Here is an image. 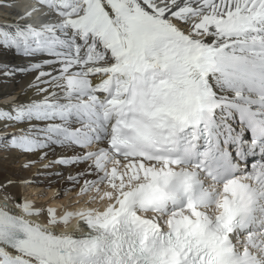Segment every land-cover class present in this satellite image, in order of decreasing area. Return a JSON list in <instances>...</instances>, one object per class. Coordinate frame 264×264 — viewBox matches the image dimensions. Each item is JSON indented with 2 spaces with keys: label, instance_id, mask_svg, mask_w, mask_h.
I'll return each mask as SVG.
<instances>
[{
  "label": "snow or ice",
  "instance_id": "1",
  "mask_svg": "<svg viewBox=\"0 0 264 264\" xmlns=\"http://www.w3.org/2000/svg\"><path fill=\"white\" fill-rule=\"evenodd\" d=\"M0 48V147L91 193L0 204V264H264V0H32Z\"/></svg>",
  "mask_w": 264,
  "mask_h": 264
},
{
  "label": "bare ground",
  "instance_id": "2",
  "mask_svg": "<svg viewBox=\"0 0 264 264\" xmlns=\"http://www.w3.org/2000/svg\"><path fill=\"white\" fill-rule=\"evenodd\" d=\"M2 2H4V0H0V3ZM7 2L13 3L14 7L11 9L0 7V24L13 21L15 19V13L22 12L25 7L32 3V0H7ZM31 62L32 58L18 56L12 51H6L0 48V65H8L13 69H18L29 66ZM31 80V74L21 72H17L11 77L0 75V108H7L16 101L26 100L27 97L24 93L27 92L28 96L32 94L28 89V85ZM4 131L12 132L13 129L8 128L4 129ZM62 155L71 156L72 153L71 151L62 152L57 149L55 154H49L47 159L41 160L38 153L24 154L16 150H6L0 147V204H4L6 202L9 207H14L15 203L18 201L17 198L21 191L24 192V194L29 193L31 195L36 192L38 201H41V204L33 203L35 206H43L45 208L53 207L57 209L58 212L61 208L55 204L56 202L54 204H50L48 201V206L44 204V198L40 199L39 197L41 196V191H45L48 196H52V200L50 199V202L55 201L53 200V196L59 190L62 194H65L66 200L69 196H73L71 199H75L77 201L82 195L77 194L79 186H74L73 182L69 180V176H74L78 171H82L85 165L66 166L57 163L49 164V161ZM26 164L28 165L27 167L24 166ZM45 165L49 166L45 167ZM25 181H30V183H25ZM6 195H8L7 200ZM88 195H91V193L86 194L84 199L86 198L87 200ZM28 201L31 200L28 199ZM85 206L86 204L84 203L73 210H77Z\"/></svg>",
  "mask_w": 264,
  "mask_h": 264
},
{
  "label": "rangeland",
  "instance_id": "3",
  "mask_svg": "<svg viewBox=\"0 0 264 264\" xmlns=\"http://www.w3.org/2000/svg\"><path fill=\"white\" fill-rule=\"evenodd\" d=\"M54 175H57V174H54ZM26 187V186H25ZM21 195V196H20ZM20 195L18 196V200H20V199H23V198H25V199H29V200H31L30 202H32V203H37V204H41V201H38V196L36 195V192H34L32 195L31 194H29V193H25L24 194V192H22L21 191V193H20ZM32 197H31V196ZM40 195L41 196H39L40 197V199L41 198H44V204L45 205H49L48 203H50V204H54L55 202V204H57L58 205V207L59 208H64V209H74V208H76V207H78V206H80V205H82V204H84L85 203V200H86V198L84 199V197H85V195H82L77 201L74 199H71L73 196H69V198L66 200V197H65V194L63 193L62 194V192L59 190V191H57L55 194H54V196H53V200H55L54 202H50V199H51V197L52 196H48L47 195V192H45V191H41V193H40ZM61 198V199H60ZM63 198H64V200H65V202H64V200H63ZM27 199V200H28ZM33 199V200H32ZM70 199V200H69ZM52 200V199H51ZM57 200V201H56ZM38 201V202H37ZM49 201V202H48ZM64 203H63V202ZM76 201V202H75ZM48 202V203H47ZM58 202V203H57ZM74 203H75V205H74ZM47 208V207H46Z\"/></svg>",
  "mask_w": 264,
  "mask_h": 264
}]
</instances>
